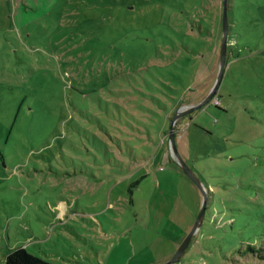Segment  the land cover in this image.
Returning <instances> with one entry per match:
<instances>
[{
	"label": "rangeland",
	"instance_id": "obj_1",
	"mask_svg": "<svg viewBox=\"0 0 264 264\" xmlns=\"http://www.w3.org/2000/svg\"><path fill=\"white\" fill-rule=\"evenodd\" d=\"M223 10L224 0H0V264L20 246L58 264H160L175 252L203 194L169 131L180 106L204 97ZM227 11L220 88L176 123L209 201L174 264H264V236L248 235L250 208L264 209V0H228ZM248 243L260 251L240 253Z\"/></svg>",
	"mask_w": 264,
	"mask_h": 264
},
{
	"label": "water",
	"instance_id": "obj_2",
	"mask_svg": "<svg viewBox=\"0 0 264 264\" xmlns=\"http://www.w3.org/2000/svg\"><path fill=\"white\" fill-rule=\"evenodd\" d=\"M227 3L228 0H224V10H223V37L220 49V56H219V63L217 69L216 78L210 87L207 95L199 102L194 104H185L180 106V108L174 114L172 119V123L170 126L169 131V146L173 153V156L178 161L180 168L183 172L195 183V185L199 188V190L203 194L201 209L196 217L192 228L188 231L182 242L179 244L175 252L164 262L160 264H174L179 262L183 255L185 254L187 248L189 247L190 243L192 242L194 236L200 231V228L203 224L204 217L206 215L208 201H209V188L205 185L202 179L194 172L193 168L183 159L178 147L176 145V123L180 118H183L193 112L199 110L207 103L211 101V99L216 96L220 85L222 83L224 73L226 70L227 65V58H228V49H229V18H228V11H227Z\"/></svg>",
	"mask_w": 264,
	"mask_h": 264
},
{
	"label": "trees",
	"instance_id": "obj_3",
	"mask_svg": "<svg viewBox=\"0 0 264 264\" xmlns=\"http://www.w3.org/2000/svg\"><path fill=\"white\" fill-rule=\"evenodd\" d=\"M219 58V56H218ZM217 58V59H218ZM215 61H213L214 63ZM213 63H212V67H213ZM212 70L209 71V79L208 82L206 84H200V88L199 90H197L195 93H199L202 94L204 92H206L210 86H212L213 83V79L210 77L212 74ZM210 90V89H209ZM215 98V96L211 99L213 100ZM219 103L216 102V100H214L215 104L217 106L220 107V98H219ZM174 114V113H173ZM191 114H189L190 116ZM140 179H138L135 184L138 185ZM211 189V188H210ZM250 214L249 215V222H250V231H249V237L252 238V240L255 242H257V236L260 235V237L264 236V209L259 211V208H250ZM260 217V218H259ZM261 221V229L259 228V223ZM263 238H259L260 241V245L259 247H262V240ZM258 245L253 244V243H248L247 247L244 248V250H241L240 253H249V252H253L255 250H259L257 249ZM260 251V250H259ZM6 264H58L55 262H51L48 259H45L39 255H36L30 251H28V249L24 246H20V247H15L12 248L10 250V252L7 254L6 256ZM246 264H253L252 262L248 261Z\"/></svg>",
	"mask_w": 264,
	"mask_h": 264
},
{
	"label": "crops",
	"instance_id": "obj_4",
	"mask_svg": "<svg viewBox=\"0 0 264 264\" xmlns=\"http://www.w3.org/2000/svg\"><path fill=\"white\" fill-rule=\"evenodd\" d=\"M219 59H217L214 63H213V67H212V71L214 72L215 71V68L217 67V69H218V63H219V61H218ZM213 72H212V74H211V76L210 77H212V75H213ZM216 73H217V70H216ZM205 93V94H204ZM204 93H202V94H204L203 96L205 97L206 95H207V93L206 92H204ZM203 97V98H204ZM202 98V99H203ZM201 99V100H202ZM200 100V101H201ZM199 102V101H198ZM202 195V194H201ZM199 209V208H198ZM198 209H197V211H198ZM197 211H196V213H197ZM195 219H196V215H195ZM193 225V224H192ZM190 230V228L188 229V230H186V232H184V234L181 236V237H178V240H177V243H178V245L182 242V240L184 239V237L186 236V234L188 233V231ZM177 243H176V247H175V249H177ZM173 254V253H172ZM172 254H170V255H172ZM169 255V256H170ZM169 256H167V258H169Z\"/></svg>",
	"mask_w": 264,
	"mask_h": 264
},
{
	"label": "built area",
	"instance_id": "obj_5",
	"mask_svg": "<svg viewBox=\"0 0 264 264\" xmlns=\"http://www.w3.org/2000/svg\"><path fill=\"white\" fill-rule=\"evenodd\" d=\"M216 102H218V103H219V101H218V100H216Z\"/></svg>",
	"mask_w": 264,
	"mask_h": 264
},
{
	"label": "bare ground",
	"instance_id": "obj_6",
	"mask_svg": "<svg viewBox=\"0 0 264 264\" xmlns=\"http://www.w3.org/2000/svg\"><path fill=\"white\" fill-rule=\"evenodd\" d=\"M176 137H177V134H176ZM202 193V192H201Z\"/></svg>",
	"mask_w": 264,
	"mask_h": 264
}]
</instances>
